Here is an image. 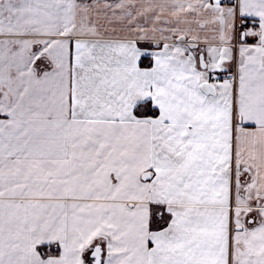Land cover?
Wrapping results in <instances>:
<instances>
[{
	"label": "snow or ice",
	"instance_id": "1",
	"mask_svg": "<svg viewBox=\"0 0 264 264\" xmlns=\"http://www.w3.org/2000/svg\"><path fill=\"white\" fill-rule=\"evenodd\" d=\"M0 264H264V0H0Z\"/></svg>",
	"mask_w": 264,
	"mask_h": 264
}]
</instances>
